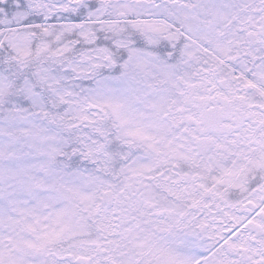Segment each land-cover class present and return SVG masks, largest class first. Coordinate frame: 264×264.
<instances>
[{"label": "snow or ice", "instance_id": "obj_1", "mask_svg": "<svg viewBox=\"0 0 264 264\" xmlns=\"http://www.w3.org/2000/svg\"><path fill=\"white\" fill-rule=\"evenodd\" d=\"M0 264H264V0H0Z\"/></svg>", "mask_w": 264, "mask_h": 264}]
</instances>
